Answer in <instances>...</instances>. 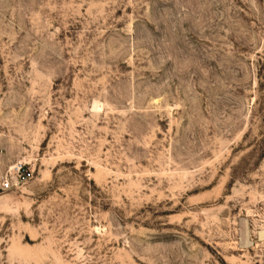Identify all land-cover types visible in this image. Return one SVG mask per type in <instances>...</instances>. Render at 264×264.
<instances>
[{"label":"rangeland","instance_id":"374dc122","mask_svg":"<svg viewBox=\"0 0 264 264\" xmlns=\"http://www.w3.org/2000/svg\"><path fill=\"white\" fill-rule=\"evenodd\" d=\"M0 264H264V0H0Z\"/></svg>","mask_w":264,"mask_h":264},{"label":"built area","instance_id":"2783aa9c","mask_svg":"<svg viewBox=\"0 0 264 264\" xmlns=\"http://www.w3.org/2000/svg\"><path fill=\"white\" fill-rule=\"evenodd\" d=\"M33 176V169L26 166L24 162L14 163L8 173L2 177L0 182V188L2 190H10L14 186H19L25 181L31 179Z\"/></svg>","mask_w":264,"mask_h":264}]
</instances>
